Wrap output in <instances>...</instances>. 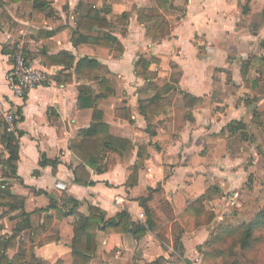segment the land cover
<instances>
[{
  "label": "crops",
  "instance_id": "0c3cea01",
  "mask_svg": "<svg viewBox=\"0 0 264 264\" xmlns=\"http://www.w3.org/2000/svg\"><path fill=\"white\" fill-rule=\"evenodd\" d=\"M42 1L46 6L35 10L34 0H0V98L20 118L9 128L19 140L18 178L5 176L9 153L0 136V190L15 196L1 200L0 239L17 236V249L3 254L10 260L20 254L27 264H74V228L93 206L106 221L126 212L133 224L152 229L98 231L87 264H203L214 226L178 227V248L174 229L195 221L188 210L207 192L205 208L217 227L227 226L218 214L228 208L223 194L241 191L256 173L251 122L261 118L264 126V0ZM91 8L110 25L105 32L80 31ZM155 24L163 26L150 37ZM19 54L50 77L24 100L5 81ZM61 55L70 68L55 63ZM85 59L95 64H84L80 75ZM139 61L145 74L136 71ZM96 122L134 149L126 161L105 150L101 173L87 167L93 184L77 183L81 162L71 142ZM58 182L67 189H57Z\"/></svg>",
  "mask_w": 264,
  "mask_h": 264
},
{
  "label": "trees",
  "instance_id": "16d2710c",
  "mask_svg": "<svg viewBox=\"0 0 264 264\" xmlns=\"http://www.w3.org/2000/svg\"><path fill=\"white\" fill-rule=\"evenodd\" d=\"M46 6V3L42 0H34V9L37 7ZM152 13L153 12H149ZM127 15L119 18L120 22H123ZM264 24V20H263ZM80 31H94L98 29L101 33L102 31H106L105 29L109 28L108 22L99 16L98 11L95 8H91L88 13L82 18L80 21ZM162 24L152 25L148 35L150 37H154L157 35L158 31L161 30ZM109 36V34H105ZM82 36V34H81ZM84 37V36H82ZM84 41V38L81 40ZM78 43V42H77ZM57 59L55 63L57 65H63L67 69L71 67V60L67 58L66 55L58 56L57 58H53V60ZM84 64L86 66H90L95 64L94 61L91 60H83L77 66V72L80 74L82 69L84 68ZM144 64L139 61L136 64V71L138 74H145L146 71L143 68ZM81 75V74H80ZM106 85L105 81L102 83L104 87ZM86 89L80 91L81 93V106H84L85 99V91ZM83 100V101H82ZM154 105V99L151 102V106ZM150 107V106H149ZM147 107H141L142 112L145 113L147 119L150 122V115L147 111H145ZM20 121L19 119L15 120V125ZM0 127L2 128V133L0 134L3 146L9 153V158L5 162L6 174L7 178H18L17 176V165L16 163L19 160V140L18 136L14 133V131L9 130V126L3 123H0ZM240 127L245 128V126L241 123L239 124L238 129ZM112 150L115 153H119L123 155V161H126L128 157L131 156L132 151L134 149L133 144L130 141L117 139L110 135L109 126L104 123L96 122L89 129L83 131V136L79 140H74L71 142V151L72 153L80 160V165L74 170L75 182L77 183H85L86 185H91L92 178L90 173L87 171V167H93L97 172L101 173L102 169L97 166L98 160L100 159L102 153L105 150ZM127 158V159H126ZM45 159V158H44ZM125 159V160H124ZM46 162H42L41 166L44 167ZM140 166H135L133 168V174L130 177V184H134V178L138 176ZM4 185V183L2 184ZM210 192H207L206 196L196 201L189 208L188 214H193L195 218V223L198 225L197 227L208 225L211 221L208 222H199L200 216L209 214L208 210L205 208V200L208 198ZM1 200H15V196L11 195L7 190H0V204ZM147 200L142 201L143 206L147 214L150 213L145 203ZM13 204V203H11ZM78 203H74V207H77ZM73 210L69 212L57 211V217L60 219H64L65 217L71 215ZM90 216L84 224L80 226H75L74 228V253H75V261L74 264H87V259L93 255L96 250V238L97 232L103 231L106 233L110 232H125L131 231L134 234L144 233L148 230L152 229L151 223L147 226H139L135 225L131 222V217L128 213L122 212L118 215V221H106L101 210L97 207L90 206L89 208ZM20 215L24 216V213ZM211 220L215 219V214L211 212ZM54 220L52 218L46 221V227H50ZM191 224V223H190ZM187 226H189L187 224ZM134 230H133V229ZM37 232V231H36ZM40 232V230H39ZM264 233V210H262L256 218L250 222L249 224H241L237 226H220L216 232L211 234L210 239L207 241L205 245L204 261L203 264H218L221 262L222 264H239V257L243 260L247 261L248 254L253 253L254 251H258V245L262 244L264 241L263 235L262 238L256 237V234ZM228 240H238L240 246V254L237 255L234 251L231 253V260L227 263V258L229 253L224 249V245ZM179 239H176V248H178ZM223 245V246H222ZM7 249L15 250L17 249V236L14 235L10 239L1 238L0 239V251L2 255H0V264H27L24 260V257L20 254H15L12 260L8 259L6 255L3 254L7 251Z\"/></svg>",
  "mask_w": 264,
  "mask_h": 264
},
{
  "label": "rangeland",
  "instance_id": "374dc122",
  "mask_svg": "<svg viewBox=\"0 0 264 264\" xmlns=\"http://www.w3.org/2000/svg\"><path fill=\"white\" fill-rule=\"evenodd\" d=\"M256 110V109H254ZM253 110V111H254ZM261 118L256 119L255 121L251 122V124H255V139L258 141L259 148H258V156L256 158L255 162V168L256 173L252 175V177L249 180L248 185L242 189L241 191H237L240 193V199L239 204L235 208H221L220 214L222 217L226 218L225 222L227 226H237L241 224H249L252 222L258 214L264 210V126L260 125ZM250 123V121H247ZM247 123V124H248ZM251 131H245L244 137L248 136L250 137ZM255 142V141H254ZM257 143V142H256ZM229 195L223 194V205L225 204V198L229 197ZM205 215L200 216L199 222H208L211 221L210 225H213L214 229L212 230L213 233L217 231L219 227L215 225V221L211 220V212L208 211ZM188 220V218H186ZM188 221L182 223L183 225H177L174 229V234L176 239H179V229L183 228L185 226L186 228L194 229L198 225L195 223V221H191V224L187 226L185 223ZM264 238V233L262 234ZM261 233L256 234V237L262 238ZM223 246V245H222ZM224 249L229 253L227 263L231 260V253L234 251L237 255L240 254V246L238 243V240H228L226 242V245L223 246ZM258 251H254L253 253L248 254L247 261L243 260L239 257L238 261L239 264H264V241L262 244L257 246ZM217 264V262H216ZM218 264H222L221 262H218Z\"/></svg>",
  "mask_w": 264,
  "mask_h": 264
},
{
  "label": "built area",
  "instance_id": "2783aa9c",
  "mask_svg": "<svg viewBox=\"0 0 264 264\" xmlns=\"http://www.w3.org/2000/svg\"><path fill=\"white\" fill-rule=\"evenodd\" d=\"M5 81L12 95L24 100L31 91L48 85L50 77L47 71L37 66L25 54H19L15 57L11 71L6 74ZM16 119V111L6 107V102L0 98V123L8 125L10 130H13ZM56 188L64 191L67 185L58 182ZM239 199L240 193L234 192L225 198V204L235 208L239 204ZM141 218H144V215H141Z\"/></svg>",
  "mask_w": 264,
  "mask_h": 264
},
{
  "label": "water",
  "instance_id": "95a60500",
  "mask_svg": "<svg viewBox=\"0 0 264 264\" xmlns=\"http://www.w3.org/2000/svg\"><path fill=\"white\" fill-rule=\"evenodd\" d=\"M255 108H256V106L252 105L251 108H250V111H253Z\"/></svg>",
  "mask_w": 264,
  "mask_h": 264
}]
</instances>
